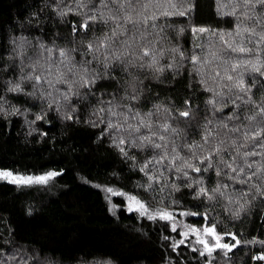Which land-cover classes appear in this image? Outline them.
<instances>
[{"label":"trees","instance_id":"1","mask_svg":"<svg viewBox=\"0 0 264 264\" xmlns=\"http://www.w3.org/2000/svg\"><path fill=\"white\" fill-rule=\"evenodd\" d=\"M262 141L256 0H0V264H264Z\"/></svg>","mask_w":264,"mask_h":264},{"label":"rangeland","instance_id":"2","mask_svg":"<svg viewBox=\"0 0 264 264\" xmlns=\"http://www.w3.org/2000/svg\"><path fill=\"white\" fill-rule=\"evenodd\" d=\"M102 45L100 43H96L95 47L97 49H100ZM62 61V60H60ZM26 63L34 69V72H33V76L34 78L36 79V84H39V83H42V82H45L46 81V77H44V74H46L47 70H46V66L44 64H39L37 63V60H33L31 57L27 60L26 58ZM69 76H71L72 74L69 73ZM37 77L39 79H37ZM18 180H21V184H24V183H31L32 182V179L30 178V181L31 182H26V181H29V178H25V177H18L17 178ZM134 205L135 207L140 205V203H137V201H134ZM132 209H134V207L131 206ZM140 208V207H139ZM208 229H212L213 231L209 232L207 231ZM194 232H195V235H196V240L198 241L199 244L203 245L202 247V251L201 253H206V255L209 256V258H211V256H213L212 254L219 250V249H226V248H222V247H216L215 245L217 244V237H219V244L223 245L225 244L223 242V236L219 235L218 233L215 232V230L213 228H207V227H204L202 229H195L194 228ZM186 235V234H185ZM184 235V236H185ZM187 235H189V233H187ZM188 238V236H185ZM205 243H207L208 247H211L213 250L211 251V253L208 252L207 248L205 247Z\"/></svg>","mask_w":264,"mask_h":264},{"label":"snow or ice","instance_id":"3","mask_svg":"<svg viewBox=\"0 0 264 264\" xmlns=\"http://www.w3.org/2000/svg\"><path fill=\"white\" fill-rule=\"evenodd\" d=\"M256 2H257V3H260V4H262V5H264V0H256ZM246 3H252V0H246ZM183 14H184L183 12L180 13V15H183ZM93 19H94V17H93ZM129 19H130V18H129ZM82 27L85 28V29H87L88 24L85 23L84 25H82ZM201 31H204V29H201ZM90 47H91V46H90ZM230 47H231V46H230ZM231 51H232V52L245 53V52H249V51H251V49H247V48H244V47H232V48H231ZM61 54L63 55V53H61ZM144 55L147 56V55H149V53H148L147 51H145V52H144ZM195 60H196V58L193 57V61H195ZM238 66H239V65H234V66H233V69L235 70V68L238 67ZM253 70L259 72V71H260V68H254ZM37 79H39V78L37 77ZM228 79L231 80L232 77L229 76ZM237 87H239L240 91H242V92L247 91V89H246V87H245L244 82H243L242 79L238 82ZM181 115H183V116H188L189 113H188V112H183V113H181ZM260 135H261V133H260V132H257V133L253 136V139H254V140H255V139H258V138L260 137ZM144 139H148V138L145 137ZM261 146L264 147V141L261 142ZM156 147H160V146H159V145H156ZM245 155H246V156H249V155H251V156H255V155H257V153L253 151V152L245 153ZM188 167H191V165H188ZM248 167L250 168V167H251V164H249ZM199 170H200V169H198V168L195 169V171H199ZM233 171H236V169H233ZM240 171L242 172L243 169H240ZM51 175H56V174H55V173H50L49 176H51ZM0 177H4V178L12 177V173H10V172H0ZM47 178H48V177H38L37 179H38L40 182H44V181L47 180ZM12 182H16V183H18V182H21V180H18L17 178L12 177ZM26 182H31V181H30V178H29V181H26ZM108 191H111V189H108ZM200 192H201V193H204V192H205V189L201 188V189H200ZM130 199L135 200V197H130ZM137 203H139V202H137ZM139 207H140L141 209H144V205H143V204H140ZM142 214H143V213H142ZM150 218H154V217H150ZM161 218H170V217H169L167 214H162V215H161ZM207 231L211 232V231H213V230H212V229H208ZM218 241H219V237H217V244L215 245L216 247H222V248H226V249H229V250H231V247H234V245H233V246H230V245H228V244H223V245H221V244H219ZM237 243H239V242L237 241ZM205 247L207 248V250H208L209 253H211V251L213 250L211 247H208L207 243H205ZM201 254L203 255V253H201ZM257 259L264 260V256H259V257H257Z\"/></svg>","mask_w":264,"mask_h":264}]
</instances>
